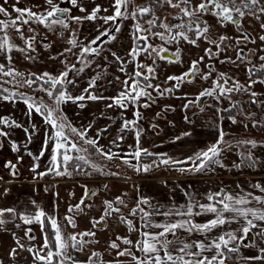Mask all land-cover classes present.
Segmentation results:
<instances>
[{
  "label": "crops",
  "instance_id": "0c3cea01",
  "mask_svg": "<svg viewBox=\"0 0 264 264\" xmlns=\"http://www.w3.org/2000/svg\"><path fill=\"white\" fill-rule=\"evenodd\" d=\"M131 1L133 2L132 5L137 7L144 0ZM54 2L61 8L70 9L66 14L68 17L66 22L72 21L71 17L88 15L96 7L101 9L97 13L96 19L103 20L102 17L112 16L115 12L113 7L115 0H77V6L75 7L70 0H54ZM173 2L179 3V0H173ZM199 3H201V0H190L191 8ZM0 6L5 7L10 14L7 17L0 14V21L5 22L18 16V13L12 10L13 6L41 14L45 13L49 7L46 0H7V3L0 0ZM186 6L182 3L179 7L168 4L167 16L164 17L162 22L173 26L176 21L175 10L178 9L180 12V9ZM80 8H84L86 11L82 12ZM105 9L107 11H104ZM25 18L29 19L28 24L30 25L44 26L28 17ZM200 18L204 21L202 27L204 24L209 27L211 38L218 39L220 36L230 38L223 41L222 47L224 50L219 51L216 55L206 54V49L211 48L213 53H217V49L203 37L197 40L195 45L182 37L173 42L165 43L158 36L151 35L154 32L143 31V29L149 28L148 18L135 19V26L139 24L142 29L139 33L136 31V36H149V43L152 46L166 48L173 57L177 58L178 56V59H161V53L156 55L155 53L138 51L137 55L130 56L126 62V66L129 67L132 74L129 70L123 69V71L121 66L117 67L118 71L123 72V76H126L125 79L118 76L119 80L124 82L128 79V82H130L128 85H131L132 80L130 77L136 71H141L143 75L149 77L147 81L143 77L137 78L141 87L143 88L146 83H151L154 86H159L162 94L153 88H144L151 99L148 96H142L137 100L129 98L122 101L123 106H121V104H115L113 99H110L117 98L125 92V90H121L119 95L109 97L104 95L98 96L103 97V99L87 100L88 104L84 113L87 126L93 128L97 134L99 133L100 138L108 148L112 147L116 151L119 150L122 158L127 155L129 163L137 162L130 155L137 147L146 149L151 153V155L142 154L139 161H142L145 157H154L155 160L156 158H159L160 161L172 159L177 163L164 164L163 166L159 164L160 161L155 160L144 162V164L140 162L142 164L138 163V165L140 164L139 168H142L143 165H149L152 167L150 170L153 172L149 175H143L146 172L136 170V172H129L117 177V180L111 175L93 176L89 181L77 177L62 178L55 174L42 180L13 181L0 179V210H14V212H5L0 217L5 221V224L0 225V264H42L41 261L33 257L35 251H40L41 255L48 251V249L43 248L46 232L45 230L41 231L39 223L25 224L20 219L21 215L34 216L37 211H43L45 217L55 218L64 235L84 232L95 233V236L78 237V239L86 241L82 250L68 248V255L72 257L71 261L63 260L62 262L60 257H54L52 264H72L73 261L75 264H134L130 256H118L117 253L129 248L136 257H142L143 253L138 251L135 246L136 241L143 239L141 235L143 232L159 233L162 231V227H154V225L180 223L185 220H191L195 224H205L215 218L214 214L202 212L197 206L193 207L194 214L192 216L175 214L179 211H186L189 204L207 205L214 202L209 201L208 196L212 195L215 199H219L224 194L251 193L253 196L264 199V192L256 187L257 184L264 187V173L220 175L199 172L193 176H185L159 174L158 172L161 167L190 166L192 162L190 158H195L197 153H202L217 143L222 129L219 125V110L221 109L218 104L220 102H216L220 100L219 98L227 97L229 94L220 96L218 92H214L212 99L208 101V104H204L205 106L203 105L200 108L192 107V105L196 104L197 97H201L200 93L204 90H211L215 82L224 83L220 78L221 74H224L228 79V84L225 87L231 86L232 81H237L247 88V85L255 80L256 83L252 84L250 89H247L248 94L256 92L257 95L264 96V81L254 78L249 72V69H259L264 64V61L260 63L257 60L260 59V55L257 56V59L248 57L247 60L253 61L252 63H239L237 59V52L260 54L262 46L259 44V41H261L259 37L262 36L261 34L264 31V27H261L264 24V13L257 12L256 15H246L240 19L239 26L221 22L210 12L200 15ZM82 21L91 22L86 19ZM17 25H21V23ZM24 26H27V24H22L20 28ZM159 32H164V29L161 28ZM246 34L250 38L243 40V35ZM187 35L191 40L196 39L195 32ZM115 38L117 39L118 36ZM165 38L170 39L169 34H165ZM237 40H240L239 44H237ZM116 42L117 40L114 44ZM135 45L132 48L140 49L143 47L144 42L138 40ZM174 53L176 55H173ZM113 57L117 56L113 54ZM242 57L241 60L243 61ZM116 61L119 62V60ZM193 61H199V71L194 76L186 78L178 86L177 81L168 80L170 76L178 77L188 72ZM137 65L152 67L154 71L148 73L146 67L138 68ZM203 75H207L208 78L203 79ZM99 88L101 90V87H98V90ZM167 88L172 90L163 91ZM86 89L89 88L86 87ZM113 90H115V87ZM190 101L192 102L189 103ZM145 104L148 106L144 107ZM109 105L112 106L109 107ZM137 113H139V116L136 115ZM126 121H135V123L130 124L125 129L124 124ZM137 130L140 132L139 138L136 135ZM143 177L151 178L141 180ZM85 187L90 190V193L94 192L95 195L89 194L85 198ZM118 197L124 201L123 205L116 203ZM82 198H84V204L80 206V210L74 209V211L69 212V208L80 204ZM140 200L148 202L139 204V208L149 213L148 217L143 219L141 218L143 214L139 209L135 215L130 214L131 209L138 207ZM106 201L112 202L114 207L119 208V212L105 216ZM249 206L260 207L255 202ZM197 212L201 214L196 215ZM165 213H168V215H165ZM102 216H104L103 222L93 227V222L100 220ZM121 216L131 222L134 230L130 231L128 223L121 222ZM224 216L225 218H231L229 213H225ZM66 217L73 218L75 227L68 224ZM45 221L51 228L50 222L46 219ZM256 223L264 226V222L256 221ZM240 227L241 221L237 218L231 223L216 227L206 235L196 231L189 234L186 231L178 230L177 237L185 242L189 240L192 242H207L229 231L241 235L237 231ZM29 229L31 231L29 235H26L25 233ZM259 232L260 228H256L248 234L249 237H254L256 249L248 253L240 248L239 254L245 255V258L262 255L261 249H264V237H261L258 234ZM30 236L35 237V239H30ZM117 237L129 239L133 244L125 245L122 240H117ZM168 237L175 239L170 234ZM17 238L20 244L24 246L23 249L17 246ZM112 242H116L119 247L117 249L111 248L110 244ZM13 248H16L14 257L10 256ZM28 248H32L34 251L29 252L27 251ZM50 248L52 251L56 250L54 247V231L53 247L50 245ZM93 253L99 255L93 257ZM212 254L211 252L205 253L208 256ZM89 257H92L91 262Z\"/></svg>",
  "mask_w": 264,
  "mask_h": 264
},
{
  "label": "rangeland",
  "instance_id": "374dc122",
  "mask_svg": "<svg viewBox=\"0 0 264 264\" xmlns=\"http://www.w3.org/2000/svg\"><path fill=\"white\" fill-rule=\"evenodd\" d=\"M130 8H132V5H130ZM46 23H50V21ZM66 23L68 24L67 28L59 24L51 27H47L45 24H42L44 26L39 25L38 27L35 24H27V26L22 28H20L22 24L16 25L21 29L25 38L35 37V40L32 41L33 50L27 49L25 41L20 38V33L16 32L15 28L9 27L4 32H0V36H4L5 34L9 36L10 43L14 44L16 49L25 50L23 52L16 49L12 51H7L6 49L0 51V66H3V70L7 71L11 69L16 73L23 74L22 77L4 76L0 74V90H4L0 91V97L7 96L9 93H15L9 100L0 98V119H6L13 125L9 127L8 125L0 124V131L7 133L6 137H0V179L13 181L28 179L42 180L55 174L50 171L52 167V149L55 144L54 130L50 124L45 122V116L43 114L37 113L34 108L32 110L28 109L25 100L35 102L36 104H44L48 110H53L54 119L58 122L61 118L63 119L66 125L63 131L67 135L69 141L75 143L77 147L82 150L79 152L72 151L69 155L73 157L78 155L83 156L87 163L77 160L74 167H68V171L71 175H62L60 176L62 178L77 177L85 178V180L90 181L93 176L111 175L117 180V177H121L126 173L136 172L140 164L155 160L153 157L150 159H143L139 162L137 161L136 163H124V160L128 161V156L124 155L122 158L119 150L116 151V149L112 147L108 148L93 128L87 126L84 116L85 107L88 104L87 100H90L87 99L89 94L95 96L105 95L109 97L119 95L121 90H126V85L123 84V81L119 80L120 76H122V79H125L124 77L126 76H123V72L120 73L117 67L121 66L122 70H129V67L126 66V62L128 58L132 56L131 53L133 50V40L130 34L128 32L125 33L124 30H119L118 32L120 33L116 34V36H121L119 41L118 38L115 44L110 41L107 43L108 46L103 49L100 39V41L97 40L95 44H92L91 41L97 37H103L101 33L109 31V28H123V25L118 24L117 20L115 22L109 21L108 23H113L110 25L104 23V21L100 19H94L90 23L83 21L77 22L75 20ZM262 33L261 35H264V31ZM105 37L107 38L106 40H108L109 36ZM255 37L257 38V36ZM72 40L77 41V44L73 45L70 43ZM259 44L262 46L260 54L243 52L242 58L244 60L238 59V62L250 61V63H252L253 61L247 60L248 57H253V59H257L258 55H260V58L264 57V41H259ZM86 46L97 49V51L94 53L90 52L82 57L81 50ZM68 49H70V51H68ZM112 52L117 57L114 58ZM116 60H119V62ZM257 60L260 63L263 62L261 59ZM80 69L83 70L80 71ZM62 72H68V77L62 85H57V88L64 91L66 96L79 97L84 95V100L73 101L71 99H65L62 103L56 104L53 99L47 96L45 91L40 90L41 88H49L50 86L48 84L40 81L29 87L27 84L23 83L24 80L34 79L36 75H41L43 73H48L52 77H58ZM68 81L71 82L69 83ZM92 81H95V87L89 88V84ZM126 81H128V79ZM129 83L130 82H128V84ZM17 84L23 86H17ZM86 87L89 88L88 92L84 91ZM98 87H101V90L100 88L98 90ZM114 87L115 90H113ZM212 96L213 95L201 96L202 98L199 99L200 101L197 100L199 101L198 104L197 101H194L197 105L193 104L192 107L201 108L204 104L206 105L209 103L208 101L212 99ZM219 99L220 100L216 102H220L218 105L221 109L219 110V125L223 133H225L224 140L229 142L232 147L228 148L226 144L220 145L221 148L225 149L219 157L224 167L209 165L200 172L220 175L256 172L264 173V103L254 104L251 102L252 99L264 101V96L257 95L256 97H252L247 91L242 90L238 92L233 91L229 93L227 97ZM233 107L234 115L231 117L236 119L237 123L235 124L229 119V115H220L221 111ZM30 111L31 114L29 115ZM254 123L257 124L256 127H253ZM15 124H20L22 127H15ZM72 128L85 132V138L81 139L80 136L74 134L71 131ZM25 129L28 131L26 132ZM87 139L96 140L98 146L101 147L104 152H111L114 154L113 158L108 159L106 156L101 155L96 151L95 147L86 143ZM249 140L255 141L256 146L252 147L250 144L239 143ZM13 144L17 146L16 151H13ZM68 146L70 147V144ZM42 151L43 155L41 156ZM60 151L62 152L63 149ZM249 154L251 155V160H244L242 158ZM168 160L171 163L172 159ZM155 161H160V159L156 158ZM78 162L83 163V169L79 172L77 170L80 168ZM9 163L15 165V176L11 174L12 169L5 166ZM138 163L140 164L138 165ZM170 163L168 165H170ZM198 163L199 161H196V164ZM196 164L191 162V165L186 167H161L158 172L159 174L193 176L199 173L192 170L196 167ZM93 165L95 167H93ZM162 165L164 166V164ZM34 168L35 171H33ZM150 169H152L151 166ZM181 169H183V171H181ZM152 172V170H149L143 173V175H149ZM42 173L47 174L38 175ZM150 178L143 177L141 180ZM171 238L172 237H168L170 240ZM187 242L191 243L192 241L189 240ZM240 248L248 253L256 249L254 237H249V239L244 240ZM227 256H229L230 259H226L225 264H264L263 259L248 260L244 259L245 255L239 253H227Z\"/></svg>",
  "mask_w": 264,
  "mask_h": 264
},
{
  "label": "snow or ice",
  "instance_id": "6c2138e0",
  "mask_svg": "<svg viewBox=\"0 0 264 264\" xmlns=\"http://www.w3.org/2000/svg\"><path fill=\"white\" fill-rule=\"evenodd\" d=\"M71 4L75 7L77 6V0H70ZM166 2L173 6V7H179L180 3L187 5V7L181 8V12L184 16L189 17L190 23L189 24H179L175 26H171L168 24H165L163 22L160 23L159 27L164 29V32H154L151 33L153 36H158L162 41L165 43H168L170 41H174L179 37H182L184 40H187L189 43L195 45L196 41L201 39L202 37L210 44H213L215 48L217 49V53H213L212 49H206V54L212 56L218 54L219 51L224 50L222 45L223 41L226 39H230L226 36H220L218 39L211 38L209 34V27L207 24H204L203 27L201 26V23L199 21V16L212 11V15L217 17L218 20L222 22H229L234 23L237 26H239V19L243 18L248 14L256 15L257 12L264 13V0H201V3H199L194 8H191L190 0H179V3H174L173 0H166ZM4 3H7V0H4ZM48 7V10L41 14L37 12H33L29 9H21L18 7L13 6V11L18 13V16L8 22L0 21V32H4L7 28L12 27L15 28V31L20 33V38L25 41V44L27 46L28 50L32 49V41L35 40V37H27L25 38L21 29L17 27L16 25L18 23L21 24H28L29 19H26L25 17L30 18L31 20H34L35 22H38L40 24H45L47 27H51L53 25L59 24L63 26L64 28L68 27V24L66 23V19L68 17L66 14L70 11L68 8H61L59 7L54 0H46ZM130 3V0H115L114 8L115 12L112 16H105L102 17L104 23H108L109 21L115 22L117 18H126L125 12L127 11V5ZM124 9L122 11L121 9ZM191 9V10H190ZM80 11L84 12L86 11L84 8H80ZM101 9L99 7H96L93 9V11L84 16V17H71L72 20H75L77 22H80L82 20H89L92 21L97 18V13L100 12ZM104 11H107L105 9ZM150 11L147 7H141L138 9H134L133 12L130 14L133 17L136 15H145ZM0 14H3L5 17L9 16L8 10L0 6ZM235 14V16H234ZM259 18V17H257ZM156 18L154 17L152 20L148 21L149 28L143 29L145 32H150L151 28L156 26L155 25ZM50 21V23H46ZM261 27H264V24L261 25ZM173 28L178 29L179 31H176L173 33ZM195 31L196 33V39L191 40L189 39L188 35L186 34V31ZM141 26L139 24L136 25V31L139 33L141 31ZM31 31V29H30ZM115 31H119V28L117 27ZM165 34H169L170 39L165 38ZM102 36H109L110 39H114L115 37H111L110 33L108 31H105L101 33ZM100 37H97L93 41H91L92 44H95L97 40H99ZM138 40H142L144 42L143 47L140 49L133 48L131 55L135 56L138 54V51H144V52H150L155 53L156 55H160L162 52H166V48H157L152 46L149 43V36L147 35H138ZM259 39L261 41H264V35L260 36ZM243 40H248L247 35H243ZM73 45L77 44V41L72 40L70 41ZM240 43V40H237V44ZM12 51L13 49H16V46L12 43H10L9 36L5 34L4 36H0V51ZM19 51H25L24 49H16ZM70 51V49H68ZM97 49H92L90 47H83L81 50V56L83 57L85 54H88L90 52L94 53ZM242 51V50H241ZM173 55H176L175 53ZM161 59H164L165 57L161 56ZM178 59V56H177ZM237 59H241L240 52H237ZM262 61H264V57L260 58ZM172 62V61H170ZM250 63V61H249ZM199 61H193L191 68L188 72L182 74L181 76H170L168 77V80H175L177 81V86L179 83H182L185 81L186 78L194 76L196 72L199 71L198 68ZM138 68H144L146 67V70L148 73H153L154 69L152 67L144 66V65H137ZM261 70H264V64L260 66ZM83 69H80L82 71ZM255 68L249 69V72L254 73ZM0 74L4 76H23V74L16 73L13 70L9 69L7 71L3 70V66H0ZM68 77V72H62L58 77H52L48 73H43L41 75H36L34 79H26L23 81L24 84H27L29 87H31L33 84H36L40 81H43V83L48 84L49 88H41V91H45L47 93V96L50 99H53L56 104L62 103L65 99H71L73 101L75 100H84L85 96L81 95L79 97H71L66 96L64 91H61L59 88H57V85H62L64 81H66ZM143 77L145 81L149 79L148 76L143 75L141 71H136L133 76L130 77L132 80V84L128 85V81H124L123 83L127 86L125 92L121 93L119 97L117 98H110L113 99L115 104H121L123 106L122 101L127 100L131 98L132 100H137L142 96H148L149 99H151L150 95L144 91V88H153L154 90L158 91V93L162 94L161 90L159 89V86H154L151 83H146L143 88L141 87V84L139 83V80L137 78ZM47 78V79H45ZM203 79H207V75L202 76ZM221 80L224 81L223 84L219 82H215L214 86L211 90H204L200 93V96H211L214 92H218L220 96H225L226 94L232 93L233 91H247V89H250L252 87V84H255L256 81L252 80L251 83L247 85V88L245 86L241 85L237 81H232V85L225 87V85L228 84V79L224 76V74H221ZM69 83L71 81H68ZM189 82H191L189 80ZM17 86H23L21 84H17ZM95 87V81L90 82L89 88ZM171 88L164 89L163 91H171ZM4 91V90H0ZM85 92H88V89L84 90ZM15 93H9L7 96H3L0 98H3L5 100L11 99ZM250 95L252 97H256V92H251ZM87 99L90 100H97V99H103V97H98L92 94H89L87 96ZM199 99V97H197ZM190 101L189 103H191ZM254 104L257 103H264V101H258L256 99H252L251 101ZM25 103L28 106L29 110H32L33 108L37 113H41L45 116V122L50 124L54 130V139L55 144L52 149L53 155L51 157L52 161V167L50 168V171L54 172L57 176L62 175H71V173L68 171V166L70 163L75 160H81L87 163L85 158L83 156H76L73 157L69 155L72 151H82L77 147L75 143H72L69 141L67 135L64 133L63 129L65 128V123L63 119L61 118L58 122L56 119L53 118V110H48L47 107L44 104H36L35 102H29L28 100H25ZM112 105H109L111 107ZM144 107H147L148 105H143ZM187 107V105H186ZM31 114V111L29 112V115ZM139 116V113L136 114ZM231 119L232 123H237L236 119L234 117H229ZM135 121H126L124 124V128H128L130 124H134ZM0 124L8 125L9 127L13 126L9 121L6 119H0ZM15 127H22L20 124H15ZM257 124L254 123L253 127H256ZM123 130V129H122ZM27 132L28 130L25 129ZM71 131L80 136L81 139L85 138V132L78 131L75 128H72ZM99 135V133H98ZM137 138H139L140 132L137 130ZM7 133L4 131H0V137H6ZM225 133L221 131L219 139L216 144L211 146L207 151H204L202 153H197L195 158L192 159V162L196 164V161H199L198 164H196V167L192 170L196 172L203 171L206 167L209 165H217L219 167H224V165L221 163L219 157L221 156L222 152L225 150L224 148H221V144H226L228 148H231L232 145L224 140ZM122 139V137H120ZM47 143V141H46ZM86 143L90 146H93L96 148V151L99 152L101 155L106 156L108 159H112L113 155L111 152H104L101 147L98 146L97 141L93 139H87ZM240 144H250L252 147L256 146L255 141H241ZM70 144V147L68 146ZM13 151L17 150V146L15 144L12 145ZM63 149L61 152L60 150ZM151 155L146 149H142L140 147H137L133 153L130 155L136 159L139 162V159L141 155ZM43 155V151L41 152V156ZM59 157V159H58ZM244 160H251V155L249 154L246 157H242ZM124 163H128L127 160H124ZM160 163L162 164H169L170 161L167 159L161 160ZM171 163H177L175 161H171ZM6 167H10L12 169V175L15 176V165H12L11 163L6 164ZM93 167H95L93 165ZM238 167V166H237ZM139 171L147 172L150 170L149 165H143L142 168L136 169ZM35 171V168L33 169ZM183 171V169H181ZM47 173H42L38 175H46ZM256 187L261 191L264 192V187H261L259 184L256 185ZM95 195L94 192L90 193V190L85 187V198L89 195ZM209 201H214L213 203H209L207 205L204 204H189L187 206L186 211H179L176 212V215L181 216H192L193 213V207L197 206L201 209L202 212L205 213H212L214 214L215 218L211 219L209 222L205 224H195L191 220H185L180 223H168L164 225H154V227H162V231L159 233H148L143 232L141 233L143 239L136 241V247L137 250L143 253V256L138 258L136 257L129 248H125L117 253L118 256H130L132 258V261H134V264H225L226 259H230L229 256H227V253H239V249L241 245L243 244V241L246 239H249V232L252 229L260 228V232L258 233L261 237H264V226H261L260 224H257L256 221L264 222V199H262L259 196H253L251 193H242L239 195H232V194H224L220 196L219 199H215L214 196L210 195L208 196ZM260 205V207H251L249 205L253 204ZM106 203V211L105 216L111 215L112 213L119 212V208L114 207L112 202H105ZM116 203L123 205L124 201L121 200L119 197L116 200ZM148 203L146 200H140L138 202V207L133 208L130 211L131 215H135L137 213V210L143 214L142 219L145 217H148L149 213L145 212L142 208H139V204H146ZM84 204V198L81 199L80 204H77L73 207L69 208V212H72L75 210H80V206ZM5 212H14L13 209H6V210H0V217L4 215ZM229 213L231 218H225L224 214ZM196 215L201 214L200 212L195 213ZM165 215H168V213H165ZM45 218L48 220L51 224V228L54 231V247L55 251H52L50 248V240L47 236H45L43 248L48 249V251L41 255L40 251H35L34 253V259L41 261L42 264H52L54 257H60L61 261L63 260H72V257L68 255V248H76L77 250H82L84 243L86 241H83L81 239H78V237H87V236H95L94 232H84V233H78V234H69L64 235L61 226L58 225L57 220L55 218L51 217H45V213L43 211H37L34 216H26L21 215L20 219L24 221L25 224H31L33 222H37L41 226V231L43 232L45 230ZM239 218L241 221V227L237 230L241 235H237L236 232H225L222 235L217 236L215 239L207 241V242H196L193 241L191 243L185 242L177 237V231L183 230L191 234L193 231L204 233L205 235L209 232H211L213 229H215L218 226H222L226 223H231L235 219ZM68 224L72 227H75V223L72 217H66ZM121 222L128 223L129 230H134L132 228V224L130 221H127L124 216L120 217ZM104 220V216L100 218V220H96L93 222V227H96L98 224H101ZM5 224V221L3 219H0V225ZM31 229L26 231V235H29V232ZM169 234L175 239H168ZM30 239H35V237L30 236ZM117 240H122V242L125 245H132L133 242L129 239L117 237ZM17 246L21 249L24 248L22 244H20L19 239H16ZM246 246V245H245ZM110 247L113 249H117L119 246L116 242H112L110 244ZM27 251L33 252L34 250L32 248H28ZM211 252L213 253L211 256L205 255V253ZM261 252L264 253V249H261ZM16 248H13L10 252V256L15 255ZM162 253V254H161ZM98 253H93L92 256H98ZM244 259L248 260H259L264 259V256H256V257H247ZM92 257H89V261L91 262ZM72 264H75L73 261Z\"/></svg>",
  "mask_w": 264,
  "mask_h": 264
},
{
  "label": "flooded vegetation",
  "instance_id": "af4514ba",
  "mask_svg": "<svg viewBox=\"0 0 264 264\" xmlns=\"http://www.w3.org/2000/svg\"><path fill=\"white\" fill-rule=\"evenodd\" d=\"M237 2H239V0H237ZM132 3L133 2L131 1L127 5V11L125 12V17L126 18H117V23L123 25V28H119V30H124L125 33L128 32L130 34V36H131V39L133 40V46H136L135 44H137L138 39H137V36H136L137 34H136V26L134 24V20L135 19L142 20L144 18H148L149 20H152L155 17L156 18V20H155V25L156 26L152 27L150 31L151 32H159L161 30L159 25L163 21L164 17L167 16L168 3L166 2V0H144L137 7L132 5ZM130 5H132V8H130ZM141 7H147V8L150 9V11L147 14L142 15V16L141 15H136L135 17H133L132 15H130L133 12L134 9H138V8H141ZM121 10L124 11L123 8ZM209 12L212 14L211 10ZM175 16H176V21H175L173 26L179 25V24H186L187 25V24L190 23L189 17L184 16L181 11L180 12L178 11V9L175 10ZM234 16H235V14H234ZM237 19H239V22H240L241 18L237 17ZM199 21H200L201 26H202L204 21H203L202 18H200V16H199ZM127 22H129V23H127ZM224 23H229V22H224ZM108 24L110 25V24H113V23H108ZM232 24H234V23H232ZM109 25H107V26H109ZM115 29H116V27L109 28L108 32L110 33L111 37H114V33H115V37H117L116 36L117 33L118 34L120 33L118 31H115ZM126 29H127V31H126ZM176 31H179V30L176 29V28H173V33H175ZM185 31H186V34L195 32V31H190L189 32L186 29H185ZM246 35H247V37L249 39L250 36L248 34H246ZM120 37L121 36L118 35V39H120ZM106 39L107 38L105 36L100 38V40L102 42L101 46L106 47V46H108L107 43H109L110 41H112V43H114L116 41V38L110 39V37H109L108 40H106ZM171 42H173V41H171ZM163 55H165V56H163ZM240 55L243 56V53L240 52ZM161 56L165 57L164 59L173 58L172 54H170V52H168V51L162 52ZM174 58L177 59L176 57H174ZM174 58H173V60H174ZM200 98H202V97H199V99ZM199 101H197V104H198Z\"/></svg>",
  "mask_w": 264,
  "mask_h": 264
},
{
  "label": "trees",
  "instance_id": "16d2710c",
  "mask_svg": "<svg viewBox=\"0 0 264 264\" xmlns=\"http://www.w3.org/2000/svg\"><path fill=\"white\" fill-rule=\"evenodd\" d=\"M251 75L254 77V78H258V79H261L262 81H264V70H261L260 68L259 69H255L254 73H251ZM234 107L233 108H230V109H227V110H223L220 112V115L223 116H233L234 115ZM143 159H150V157H146V158H143ZM75 163H77V160H73L70 165L68 167H74ZM78 164L80 165V168L77 169L78 172L80 170H82V166H83V163L81 162H78ZM76 170V169H74ZM76 172V171H75ZM49 224L45 221V232H46V236L49 238L50 240V245L51 247H53V230L49 227ZM261 256H264V254H262Z\"/></svg>",
  "mask_w": 264,
  "mask_h": 264
},
{
  "label": "water",
  "instance_id": "95a60500",
  "mask_svg": "<svg viewBox=\"0 0 264 264\" xmlns=\"http://www.w3.org/2000/svg\"><path fill=\"white\" fill-rule=\"evenodd\" d=\"M163 56H165V55H163ZM174 58V57H173Z\"/></svg>",
  "mask_w": 264,
  "mask_h": 264
}]
</instances>
